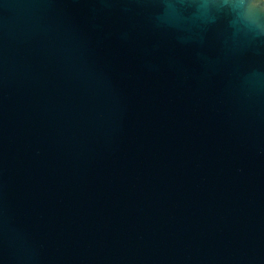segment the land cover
Listing matches in <instances>:
<instances>
[{
  "label": "water",
  "instance_id": "water-1",
  "mask_svg": "<svg viewBox=\"0 0 264 264\" xmlns=\"http://www.w3.org/2000/svg\"><path fill=\"white\" fill-rule=\"evenodd\" d=\"M0 264H264V0H0Z\"/></svg>",
  "mask_w": 264,
  "mask_h": 264
}]
</instances>
